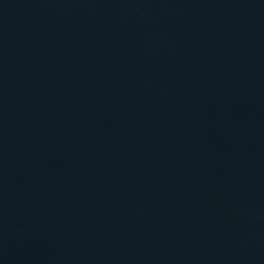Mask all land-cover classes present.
I'll use <instances>...</instances> for the list:
<instances>
[{
    "label": "water",
    "instance_id": "water-1",
    "mask_svg": "<svg viewBox=\"0 0 264 264\" xmlns=\"http://www.w3.org/2000/svg\"><path fill=\"white\" fill-rule=\"evenodd\" d=\"M0 264H264V0H0Z\"/></svg>",
    "mask_w": 264,
    "mask_h": 264
}]
</instances>
